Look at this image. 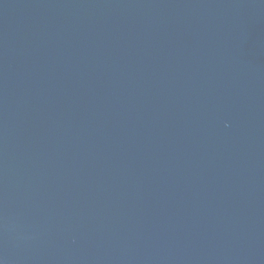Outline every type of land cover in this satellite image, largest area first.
Returning a JSON list of instances; mask_svg holds the SVG:
<instances>
[{
	"label": "water",
	"instance_id": "1",
	"mask_svg": "<svg viewBox=\"0 0 264 264\" xmlns=\"http://www.w3.org/2000/svg\"><path fill=\"white\" fill-rule=\"evenodd\" d=\"M0 264H264V0H0Z\"/></svg>",
	"mask_w": 264,
	"mask_h": 264
}]
</instances>
